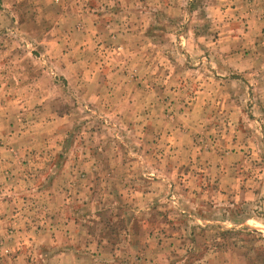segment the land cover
<instances>
[{
	"label": "rangeland",
	"instance_id": "1",
	"mask_svg": "<svg viewBox=\"0 0 264 264\" xmlns=\"http://www.w3.org/2000/svg\"><path fill=\"white\" fill-rule=\"evenodd\" d=\"M0 264H264V0H0Z\"/></svg>",
	"mask_w": 264,
	"mask_h": 264
},
{
	"label": "crops",
	"instance_id": "2",
	"mask_svg": "<svg viewBox=\"0 0 264 264\" xmlns=\"http://www.w3.org/2000/svg\"><path fill=\"white\" fill-rule=\"evenodd\" d=\"M71 255H72V258L75 257L73 261H74L75 263H78L79 258H80V256H78L79 254L71 253Z\"/></svg>",
	"mask_w": 264,
	"mask_h": 264
}]
</instances>
